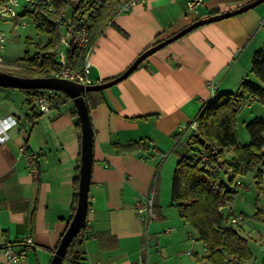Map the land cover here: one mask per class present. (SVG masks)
<instances>
[{"label": "crops", "instance_id": "crops-1", "mask_svg": "<svg viewBox=\"0 0 264 264\" xmlns=\"http://www.w3.org/2000/svg\"><path fill=\"white\" fill-rule=\"evenodd\" d=\"M188 1L146 0L116 12L96 34L90 56L92 84L122 74L155 40L213 11H228L252 0H202L194 10ZM62 29L70 34L65 21L58 24L60 35ZM262 48L264 2L192 30L150 55L126 79L102 90L104 100L90 110L94 162L81 264L209 262L207 245L197 230L164 198L162 172L166 158L186 148L193 128L180 133L179 127H189L210 100L211 83L221 94L241 91L244 82H259L251 69L254 53ZM16 89L0 86V135H9L0 143V248L11 244L24 250L25 257L7 261L1 254V260L51 264L72 220L82 131L75 102L67 94L51 111L37 114L30 101L34 91ZM256 103L243 106L250 110L244 122L264 117L263 106L256 109ZM240 116L242 112L237 125ZM13 118L17 123L6 131ZM139 140L150 144V149L120 153L116 147ZM30 154L38 155V178L30 172ZM232 154L228 151V156ZM156 173L158 217L147 226L135 204L150 194ZM28 237L32 246L21 243ZM64 264L73 263L66 258Z\"/></svg>", "mask_w": 264, "mask_h": 264}, {"label": "trees", "instance_id": "trees-1", "mask_svg": "<svg viewBox=\"0 0 264 264\" xmlns=\"http://www.w3.org/2000/svg\"><path fill=\"white\" fill-rule=\"evenodd\" d=\"M6 1L0 0V5ZM118 2L119 0H38L33 7L24 5L21 15H31L37 19L38 28L49 34L51 39L46 45L39 44L34 55L27 52L29 67L12 70L0 68V71L31 77L53 75V64L56 61L54 48L60 37L57 18L65 14L62 21L76 28L88 14L93 15L94 19L89 25L91 38L95 40L96 34L117 12ZM218 12L213 11L212 14ZM161 40L163 39L155 40L145 50ZM82 61L83 56H80V64ZM251 71L258 83L244 82L241 91L217 92L215 98L205 102L196 116L197 126L189 135L173 175L172 205L178 209L180 217L197 230L199 239L207 245L209 262L205 264H225L226 253L246 260L252 256L248 239L230 223V218L220 209L238 193L239 185L236 180L240 179L239 176L255 171L258 184L264 181V117L255 116L247 123L251 137L249 143L242 144L237 132V117L247 97L257 96L255 101L264 104V48L254 53ZM85 100L91 110L104 100L102 90L85 93ZM74 114L78 115V111ZM77 125L81 128L79 118ZM116 147L120 153H134L148 151L151 145L139 140L119 143ZM202 150L207 152L208 158L200 156ZM226 151H232L233 154L226 156ZM229 172L231 174L226 181L224 176ZM79 174L80 168L74 180L77 192L72 218L78 202ZM154 204L156 209L155 199ZM87 237V226L84 225L67 250L66 258L73 264H81L84 260L83 243Z\"/></svg>", "mask_w": 264, "mask_h": 264}, {"label": "built area", "instance_id": "built-area-1", "mask_svg": "<svg viewBox=\"0 0 264 264\" xmlns=\"http://www.w3.org/2000/svg\"><path fill=\"white\" fill-rule=\"evenodd\" d=\"M37 1L38 0H7L5 3L0 5V20L5 22L10 21L14 27H17L19 24L25 27L27 25V22L19 20V16L21 14L18 12L17 7H19L22 2H24L25 5L33 7ZM145 1L146 0H119L116 5L117 12L128 11L136 5L144 3ZM201 1L202 0H189L188 7L194 10ZM49 8L52 9L51 6ZM64 15L65 14H63L62 16ZM62 16L57 19L60 26H62ZM93 19V15L88 14L82 24L80 25L79 23L76 28H74L73 25H68L70 37L68 39L62 40L64 49H62L61 51H57L56 61L53 64V75L51 76L64 78L81 84H92V80L90 79V72L93 64L90 56L94 48L95 40L91 38L89 24H91ZM34 22L38 24L37 19H34ZM6 41V32L4 30H0V67L7 66L6 62L4 61L3 55ZM80 56H83V61L81 64ZM211 89V98L213 99L217 95V90L213 83H211ZM63 96L64 93L60 91L51 89H38V91H34L33 95L30 98V101L32 103V110L37 114L47 113L58 104ZM255 100H257V96H249L247 97L244 105H248ZM16 123L17 121L13 118L12 121L5 125V130L7 131ZM190 123L191 125L189 127L186 125H180L179 132L182 133L187 131L189 128L196 127L198 118L196 117ZM8 137V134H1L0 143L5 142ZM179 141H182V137H180ZM21 151L22 154L26 153V148L23 147ZM200 156H202L204 159L208 158V154L204 150L201 151ZM28 158L31 166L30 172L32 176L38 178L40 175V169L37 163L38 155L30 154ZM157 180L158 173L154 175L150 194L140 199L135 204L136 212L140 215L141 219L147 226H149L158 217V212L156 211L154 204ZM236 181L237 185L243 184L240 179H237ZM223 208V206L220 207L221 210H223ZM243 219L244 217L240 214H232V216H230V222L232 224L240 225L243 223ZM22 244H25L26 246H32L34 244V241L31 237H28L22 240ZM1 254H3L7 261H19L25 257L24 250H17L11 244H5L0 248V264H3L1 260ZM225 261L227 264H247L246 259H239L235 255L228 253Z\"/></svg>", "mask_w": 264, "mask_h": 264}, {"label": "rangeland", "instance_id": "rangeland-1", "mask_svg": "<svg viewBox=\"0 0 264 264\" xmlns=\"http://www.w3.org/2000/svg\"><path fill=\"white\" fill-rule=\"evenodd\" d=\"M24 5L25 3L22 2L17 7L20 14L23 11ZM66 16H69V14ZM19 20L27 22V25L23 27L19 24L17 27H14L10 21L5 22L0 20V30H4L7 34V41L3 50L4 61L7 66L0 67L2 69L12 70L29 67V61L26 58L27 52L34 55L38 50L39 44L46 45L51 39L49 34L38 28L31 15H20ZM69 37L67 31L62 29L59 40L54 48L55 51L64 49L62 40ZM260 106H263L264 109V104L257 101L254 107L258 109ZM241 112L242 116L239 118L237 132L241 143L245 144L251 141V137L247 129L248 120L244 122L243 119L250 110L245 111L244 107ZM179 150H183V145H181ZM181 153L183 152H172L170 157L166 158L165 169L162 172L166 180L164 184L163 178L164 198H167L169 202L172 201V180ZM226 156H228V151H226ZM230 174L229 172V174L224 176L226 181L229 180ZM255 174V171H251L246 175L239 176L243 184L238 186L239 192L234 196L230 204L224 206L223 212L228 218L232 214H240L244 217L242 224H234V226L248 239V246L252 252V256L246 260L247 264H264V181L258 184ZM169 205L171 209L178 212L175 206L171 203Z\"/></svg>", "mask_w": 264, "mask_h": 264}, {"label": "water", "instance_id": "water-1", "mask_svg": "<svg viewBox=\"0 0 264 264\" xmlns=\"http://www.w3.org/2000/svg\"><path fill=\"white\" fill-rule=\"evenodd\" d=\"M263 2L264 0H252L251 2L237 8L196 19L191 24L143 51L122 74L103 82L81 84L56 76H19L5 71H0V86L19 89H51L60 91L72 98L77 107L82 131V155L79 174L78 202L74 216L60 240V243L53 255L51 264H64L70 243L79 230L86 225L88 219L90 204L89 193L94 162V130L90 108L85 100V93L89 91L104 90L126 79L150 55L183 37L192 30L208 23L238 15L258 6Z\"/></svg>", "mask_w": 264, "mask_h": 264}]
</instances>
